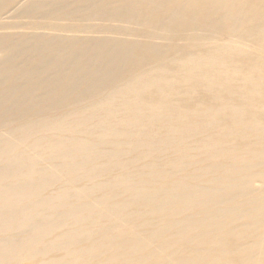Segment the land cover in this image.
I'll use <instances>...</instances> for the list:
<instances>
[{
  "label": "bare ground",
  "instance_id": "obj_1",
  "mask_svg": "<svg viewBox=\"0 0 264 264\" xmlns=\"http://www.w3.org/2000/svg\"><path fill=\"white\" fill-rule=\"evenodd\" d=\"M0 264H264V0H0Z\"/></svg>",
  "mask_w": 264,
  "mask_h": 264
}]
</instances>
